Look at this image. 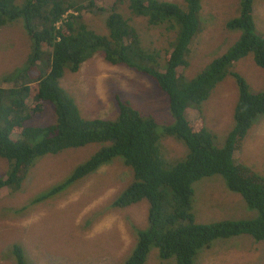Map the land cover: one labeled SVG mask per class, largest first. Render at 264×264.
Listing matches in <instances>:
<instances>
[{"label": "trees", "instance_id": "trees-1", "mask_svg": "<svg viewBox=\"0 0 264 264\" xmlns=\"http://www.w3.org/2000/svg\"><path fill=\"white\" fill-rule=\"evenodd\" d=\"M128 1L131 13L143 15L150 25L171 18L183 27L180 41L159 67L157 58L146 53L140 36L120 13L119 6L125 0H29L23 8L15 0H0V29L8 22L24 20L31 43L28 67L0 87V158L13 162L9 175L0 177V191L21 190L42 157L91 144H108L44 198L57 195L121 157L132 169L134 182L115 200L114 207L125 208L142 201L149 204V227L138 232L137 246L124 264H145L152 248L164 261L195 264L199 252L220 239L248 235L263 242L264 176L239 163L236 154L258 118L264 116V91L253 93L240 74L229 70L249 56L264 69V36L255 28V0H245L241 16L228 23L230 30L243 31L241 40L193 80H187L182 69L188 67L186 55L200 26L201 0H185L189 6L186 11L165 0ZM104 12L109 13L108 35L96 33L85 22V15ZM99 52L109 64L145 75L165 93L174 124L160 128L153 117L142 115L121 96L115 99L119 108L116 120L84 118L60 81L66 70L77 73ZM228 75L237 80L239 96L234 127L224 148H218L201 115V106ZM26 79L32 83H24ZM48 103L55 105L56 123L30 126L28 122L44 114ZM190 109L199 113L192 120L186 117ZM161 134L186 146L185 160L176 165L168 163L161 151ZM217 175L223 176L230 192L241 195L251 209L258 211L256 218L197 223L194 186ZM13 254L17 264H30L20 246L14 247Z\"/></svg>", "mask_w": 264, "mask_h": 264}, {"label": "rangeland", "instance_id": "rangeland-1", "mask_svg": "<svg viewBox=\"0 0 264 264\" xmlns=\"http://www.w3.org/2000/svg\"><path fill=\"white\" fill-rule=\"evenodd\" d=\"M28 1L15 0V4L23 8ZM165 1L183 10L189 8L185 0ZM244 1L201 0L200 26L186 55L188 67L182 69L187 80L195 79L241 40L243 31L230 30L228 23L241 16ZM119 7L140 36L146 53L157 58L156 66L164 64L168 51L181 39L182 25L171 18L157 26L150 25L143 15L131 13L128 0ZM108 15V12L87 14L85 22L96 33L108 35ZM253 17L257 32L264 36V0L254 1ZM24 26V20H19L0 29V87L28 67L31 43ZM229 70L240 74L253 93L264 91V69L256 65L252 56ZM60 85L75 99L86 119L116 120L119 108L115 99L121 96L142 115L153 117L160 128L174 124L166 94L146 76L109 64L103 52L87 61L77 73L66 70ZM238 92L237 80L228 75L201 106V115L218 148H224L234 127ZM45 110L28 124L35 127L55 124V105L48 103ZM198 115L191 109L186 113L188 120ZM160 136L161 151L169 164L186 159L188 150L182 142L164 134ZM107 145L91 144L42 157L21 190L0 191V264H17L13 254L16 245L24 249L30 264L125 263L137 246L138 232L149 227V204L142 201L125 208L114 207L115 200L134 182L132 169L121 157L57 195L44 198ZM236 159L264 176V116L254 124ZM12 165V161L0 158L1 178L9 175ZM194 189L193 213L198 224L251 220L258 216V211L251 209L241 195L228 190L223 176L202 179ZM145 264H176V261L160 259L158 251L152 248ZM195 264H264V241L257 242L248 235L220 239L211 248L202 249Z\"/></svg>", "mask_w": 264, "mask_h": 264}, {"label": "clouds", "instance_id": "clouds-1", "mask_svg": "<svg viewBox=\"0 0 264 264\" xmlns=\"http://www.w3.org/2000/svg\"><path fill=\"white\" fill-rule=\"evenodd\" d=\"M185 11H186V10H185ZM200 13H201V10H200ZM200 13H199V15H200ZM97 54H98V53H97ZM97 54H96V55H97ZM96 55H95V56H96ZM95 56H94V57H95ZM94 57H93V58H94ZM85 63H86V62H85ZM85 63H84V64H85ZM84 64H83V65H84ZM82 68H83V66H82ZM130 71H132V70H130ZM144 76H145V75H144ZM63 78H64V77H63ZM63 78H62V79H63ZM62 79H61V81H62ZM61 81H60V83H61ZM220 83H221V82H220ZM63 88H64V87H63ZM64 89H65V88H64ZM65 90H66V89H65ZM250 91H251V90H250ZM238 96H239V92H238ZM77 105H78V104H77ZM78 107H79V106H78ZM79 109H80V108H79ZM45 111H46V110H45ZM80 111H81V110H80ZM44 113H45V112H44ZM81 114H82V113H81ZM233 116H234V114H233ZM203 118H204V117H203ZM258 119H259V118H258Z\"/></svg>", "mask_w": 264, "mask_h": 264}, {"label": "crops", "instance_id": "crops-1", "mask_svg": "<svg viewBox=\"0 0 264 264\" xmlns=\"http://www.w3.org/2000/svg\"><path fill=\"white\" fill-rule=\"evenodd\" d=\"M62 80H63V79H62ZM102 167H103V166H102ZM98 170H99V169H98ZM98 170H97V171H98ZM234 201H235V200H234Z\"/></svg>", "mask_w": 264, "mask_h": 264}]
</instances>
